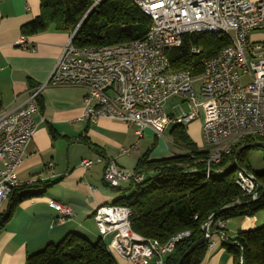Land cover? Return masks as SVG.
<instances>
[{"label": "built area", "instance_id": "built-area-1", "mask_svg": "<svg viewBox=\"0 0 264 264\" xmlns=\"http://www.w3.org/2000/svg\"><path fill=\"white\" fill-rule=\"evenodd\" d=\"M134 3L151 19L146 37L134 45V50L114 51L110 45L102 46V53H90L89 47L73 44L72 34L48 82L30 89L23 108L4 112L0 119V212L12 190L21 184L18 172L39 127L36 120L40 115L39 97L46 87L85 88L87 94L77 121L95 123L107 118L133 125L137 127L138 138L146 129L161 136L174 121L189 125L199 120L203 111V137L208 155L213 158L233 148H220V141L228 132L264 123V42L251 40L254 32L264 30V0H134ZM200 26L223 28L231 44L213 56L212 62L203 64V82L184 85V78L168 81V74L176 71L171 67L169 52L180 47L186 35L199 33ZM24 42L22 38L20 43ZM243 78H248L246 84L242 83ZM172 97L183 98L188 111L167 115L163 105ZM137 148L134 144L121 154L129 155ZM103 161L98 155L95 159H83L80 165L87 170ZM141 178L119 167L115 159L105 161L103 179L111 187L138 182ZM255 178L252 171L243 169L242 187H246L247 196L258 199ZM49 204L59 213L58 223L65 224L73 214L68 204L54 200ZM131 217L130 208L108 204L99 206L93 215L101 235L112 236L119 255L134 264L150 259L155 264H166L176 244L190 235L186 231L160 244L134 232ZM226 222L220 219L214 222L215 229L210 227L220 240L226 239Z\"/></svg>", "mask_w": 264, "mask_h": 264}, {"label": "trees", "instance_id": "trees-1", "mask_svg": "<svg viewBox=\"0 0 264 264\" xmlns=\"http://www.w3.org/2000/svg\"><path fill=\"white\" fill-rule=\"evenodd\" d=\"M151 19L143 14L134 0H40V14L22 26L24 37L45 32L74 34L77 47H102L141 40L146 37ZM231 44L222 33H195L184 37L183 44L169 52L173 70H192L199 76L203 64L210 57ZM196 49L198 52H194ZM40 112L44 100L39 97ZM3 104L0 100V112ZM188 125L175 123L171 130L173 144L185 152L165 158L153 159L148 150L138 161L133 172L141 181L129 182L126 188L105 186L116 194L112 204L128 207L132 211V229L150 239L165 244L172 237L189 231L181 239L166 264H177L180 257L202 236L203 224L215 213L213 222L234 218L254 217L264 213V173L254 174L262 185L259 198H251L237 186L238 170L233 169L236 150L243 144L264 141V137L243 140L230 154L210 165L207 175L205 161L208 151L200 149L187 132ZM53 138L57 133L50 127ZM81 144L99 152V148L84 134L77 138ZM245 149L238 157L240 168L253 171ZM258 148V147H256ZM264 150V148H263ZM103 157L102 153L99 154ZM104 158V157H103ZM105 159V158H104ZM55 182L35 181L21 183L8 197L9 210L0 217L3 227L12 217L14 209L23 201L44 197ZM215 229V224L212 225ZM223 240L234 256V264H264V226L250 231H239L236 237ZM211 239L199 245L182 264H202ZM26 264H116L104 244H93L77 233H68L59 243H49L43 250L27 256Z\"/></svg>", "mask_w": 264, "mask_h": 264}, {"label": "crops", "instance_id": "crops-1", "mask_svg": "<svg viewBox=\"0 0 264 264\" xmlns=\"http://www.w3.org/2000/svg\"><path fill=\"white\" fill-rule=\"evenodd\" d=\"M39 14L40 0H0V100L4 112L23 108L28 103L30 89L48 82L57 59L70 40L69 33L53 31L24 37L22 26ZM22 38H25L24 43H20ZM86 94L85 88L71 86H49L41 91L44 108L36 117L39 127L18 177L23 184L38 180L55 183L44 197L20 203L10 220L0 227V264H26L27 256L43 250L49 243H59L68 233L80 234L93 244H104L93 215L99 206L113 203L117 197L105 186V161L115 159L119 167L125 168L123 165L128 164L129 156L122 155L121 150L134 144L139 147L140 142L142 151L138 156H142L154 145L155 138L157 144L151 149V158L179 154L177 146L172 147L163 134L160 137L152 129L144 130L143 136L138 138L137 127L133 125L107 118H100L95 123L77 121L82 114ZM175 111L171 115L181 114L177 107ZM198 121L187 128L204 140L203 120ZM50 127L58 134L56 138L50 134ZM82 134L100 151L77 141ZM100 153L105 161L87 170L80 165L83 159H95ZM66 189L69 190L68 195L63 194ZM51 200L71 206L73 215L65 224L57 222L59 213L50 207ZM8 210L7 200L0 217ZM263 226L264 213H260L254 217L228 220L224 232L228 239H232L239 231ZM222 241L218 235L211 237L212 245H209L202 264H234V256ZM110 252L116 264H134L116 251ZM143 264H155V260L150 259Z\"/></svg>", "mask_w": 264, "mask_h": 264}, {"label": "bare ground", "instance_id": "bare-ground-1", "mask_svg": "<svg viewBox=\"0 0 264 264\" xmlns=\"http://www.w3.org/2000/svg\"><path fill=\"white\" fill-rule=\"evenodd\" d=\"M199 33H222L223 34V28H219V26H200ZM138 44H140V40L131 41V42L129 41L123 44L112 45V50L114 51L134 50V45H138ZM89 52L90 53H102V47L90 46ZM212 60H213V57H210L204 63H210L212 62ZM175 78H184V85H192L193 82H203L202 74L199 76H196L189 69L176 70L175 74H168V81H175ZM3 117H4V111H1L0 119ZM174 123L181 124V121H174ZM249 137H264V123L251 124L241 129H236V132H228V136L224 138L223 141H220V148H228L231 146H233V148H228L227 151L223 152L221 155H214V158H213V155H207L205 159L207 163L206 170L209 169V172H210V165L212 163L219 162L223 156L230 154L237 146H239L242 142H244L243 140ZM209 172H207V175L209 174ZM236 184L244 192V194H246V187H242L243 170H238ZM108 205H114V204L110 203ZM108 237L109 236H102L104 245L109 251L114 250L119 254L118 249L116 248V246H114L112 236H110V239H109L110 246L107 245L106 240L108 239Z\"/></svg>", "mask_w": 264, "mask_h": 264}, {"label": "rangeland", "instance_id": "rangeland-1", "mask_svg": "<svg viewBox=\"0 0 264 264\" xmlns=\"http://www.w3.org/2000/svg\"><path fill=\"white\" fill-rule=\"evenodd\" d=\"M251 40L252 41H264V30L263 31H259V32H255L254 34H253V36L251 37ZM248 82V78H243L242 79V83L243 84H246ZM196 89L197 90H199V86H198V84H196ZM199 99H201L202 97L201 96H199L198 97ZM178 108V113L180 112V113H182V112H187L188 111V106H187V103L186 102H183V98H181V97H172V98H170L169 100H167L165 103H164V105H163V108H164V112L167 114V115H171V114H173V113H176V111H175V108ZM202 120H203V111H200V119H199V121L200 122H202ZM198 121V122H199ZM199 122V123H200ZM174 125L175 124H171V125H169L166 129H165V131H164V133H163V136H164V138H165V140L167 141V142H169V144L172 146V147H174L175 146V144H173V137H172V134H171V130H172V128L174 127ZM187 132H188V134L190 135V137H191V139L193 140V142H195L197 145H198V147L200 148V149H206V146H205V141L201 138V139H199L198 138V136H197V133L195 132V131H190L188 128H187ZM160 137H162V136H160ZM137 140L139 141L140 139H138L137 138ZM153 141H154V144H157V139L155 138V139H153ZM176 147V146H175ZM128 148H130V147H128ZM128 148H124V149H128ZM178 148V149H177ZM176 150H177V152H179V154L180 153H184L185 151L182 149V148H180V147H176ZM142 151V146H141V144H140V142H139V147H138V150L136 149V150H133L129 155H125V156H129V157H127L128 158V164H125V165H123V164H120V165H123V166H125V168H123V169H125V170H128V171H133L134 170V168H135V166H136V164L138 163V161L141 159V157L145 154V152H147V150L146 151H144L143 153V155L142 156H138V154L140 153ZM121 153H122V150H121ZM248 161H249V163H250V166H251V168H252V172L254 173H256V174H263L264 173V150H263V148H256V147H254V148H252L251 150H249V152H248ZM257 178V177H256ZM129 185V183H122L121 184V187L122 188H126L127 186ZM63 191V190H62ZM69 190H65L64 192H63V194L64 195H68V192ZM259 198V197H258ZM2 210V209H1ZM5 211H7L6 209H5ZM73 215V214H72ZM72 217V216H71ZM0 221H1V219H0ZM212 223H214V222H212ZM134 231V230H133ZM211 231V233H212V230H210ZM135 232V231H134ZM101 234V233H100ZM138 234V233H137ZM140 235V234H139ZM213 235V234H212ZM212 235L210 236V238L209 239H211V237H212ZM101 237H102V235H101ZM109 238H110V236H109ZM108 241L110 242V240L108 239ZM225 241H228V238L226 237V239H225ZM224 241V242H225ZM107 242V241H106ZM109 242H108V246H110L109 245ZM209 245H212V244H209ZM113 251V250H112ZM241 263L243 264V261L241 260Z\"/></svg>", "mask_w": 264, "mask_h": 264}, {"label": "water", "instance_id": "water-1", "mask_svg": "<svg viewBox=\"0 0 264 264\" xmlns=\"http://www.w3.org/2000/svg\"><path fill=\"white\" fill-rule=\"evenodd\" d=\"M251 147H259V148H264V141H254V142H250V143H246L241 145L235 153V157H234V162H233V169L235 170H243L242 168H240V166L237 163V159L239 157V155L248 148ZM256 185H257V191H259L262 188V185L259 183V181L257 180V178L254 179ZM251 200L250 202H253L257 199H255L253 196H250ZM226 208L221 209L218 213L213 214L212 216L209 217V219L203 224V232L204 235L202 236V238H200L197 242H195L179 259L177 264H182L184 259L192 252L194 251L199 245L205 243L207 240H209L210 236L212 235L211 231H210V227H211V223L215 220L216 216L221 214L222 212H224Z\"/></svg>", "mask_w": 264, "mask_h": 264}]
</instances>
